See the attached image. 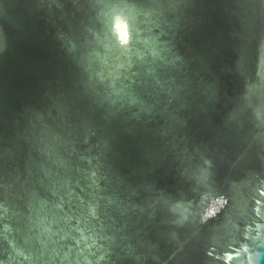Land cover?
Listing matches in <instances>:
<instances>
[{"label": "water", "instance_id": "water-1", "mask_svg": "<svg viewBox=\"0 0 264 264\" xmlns=\"http://www.w3.org/2000/svg\"><path fill=\"white\" fill-rule=\"evenodd\" d=\"M0 264H264V0H0Z\"/></svg>", "mask_w": 264, "mask_h": 264}]
</instances>
